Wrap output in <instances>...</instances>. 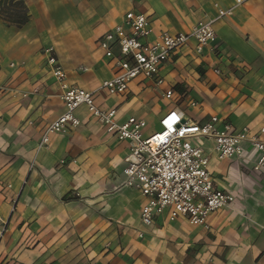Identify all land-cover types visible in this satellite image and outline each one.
<instances>
[{
  "label": "crops",
  "instance_id": "crops-1",
  "mask_svg": "<svg viewBox=\"0 0 264 264\" xmlns=\"http://www.w3.org/2000/svg\"><path fill=\"white\" fill-rule=\"evenodd\" d=\"M21 28L0 19V264H264V167L246 146L249 164L211 158L215 187L234 202L194 226L168 212L142 222L147 199L125 186L130 144L109 133L85 106L67 135L48 127L65 112L61 84L94 92L95 105L116 110L119 123L144 120V136L176 110L205 125L216 117L253 135L264 125V0H24ZM219 10H232L219 19ZM143 13L154 39L189 33L214 21L216 40L202 54L188 43L161 70L164 83L140 77L127 92L101 89L113 75L99 40L128 13ZM53 49L52 54L47 50ZM217 71L219 73H217ZM174 91L168 99L165 94Z\"/></svg>",
  "mask_w": 264,
  "mask_h": 264
},
{
  "label": "built area",
  "instance_id": "built-area-1",
  "mask_svg": "<svg viewBox=\"0 0 264 264\" xmlns=\"http://www.w3.org/2000/svg\"><path fill=\"white\" fill-rule=\"evenodd\" d=\"M231 15L232 10H219V19ZM213 24L214 21L201 22L189 33L162 31L152 39L149 17L143 13H128L123 24L99 40V47L113 64L114 71L113 77L103 82L101 89L110 96L124 94L140 77L157 86L162 85V67L189 42L195 41L196 53L202 54L216 40ZM46 53L52 54L53 49ZM48 63L54 78L61 84L65 112L48 127L40 145L46 147L51 134L67 135L78 128L81 121L76 112L85 106L109 133L129 142L130 154L123 170L124 185L137 189L147 199L141 215L147 226L152 224L155 215L165 212L170 221L186 217L194 226H207L213 213L234 202L231 193L215 187L210 173L211 158L203 148L205 141L213 144L218 160H240L247 164L251 162L245 148L250 146L252 153L258 156L254 170L264 167V125L253 135L248 129L237 132L229 124H223L221 128L216 117L201 126L173 110L160 120L159 131L146 138L144 120L132 117L119 123L116 110L105 111L95 105L94 92L65 84L66 74L55 57H50ZM3 91L0 87V93ZM165 97L173 98L174 91H168ZM173 114L179 118L177 122L171 119ZM2 233L3 230L0 236Z\"/></svg>",
  "mask_w": 264,
  "mask_h": 264
},
{
  "label": "trees",
  "instance_id": "trees-1",
  "mask_svg": "<svg viewBox=\"0 0 264 264\" xmlns=\"http://www.w3.org/2000/svg\"><path fill=\"white\" fill-rule=\"evenodd\" d=\"M0 19L7 26L21 28L30 22L31 15L24 0H0Z\"/></svg>",
  "mask_w": 264,
  "mask_h": 264
},
{
  "label": "snow or ice",
  "instance_id": "snow-or-ice-1",
  "mask_svg": "<svg viewBox=\"0 0 264 264\" xmlns=\"http://www.w3.org/2000/svg\"><path fill=\"white\" fill-rule=\"evenodd\" d=\"M171 119H172L174 122H177L179 118H178L175 114H173V116L171 117Z\"/></svg>",
  "mask_w": 264,
  "mask_h": 264
}]
</instances>
